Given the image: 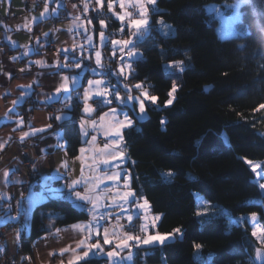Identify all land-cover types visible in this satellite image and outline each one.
Returning a JSON list of instances; mask_svg holds the SVG:
<instances>
[{
    "label": "trees",
    "instance_id": "trees-1",
    "mask_svg": "<svg viewBox=\"0 0 264 264\" xmlns=\"http://www.w3.org/2000/svg\"><path fill=\"white\" fill-rule=\"evenodd\" d=\"M222 3L157 0L160 11L152 21L162 16L175 33L165 36L153 23L151 33L136 45L143 55L132 63L134 76L122 80L143 83L158 97L155 106L147 102V116L135 117L134 128L125 131L128 154L136 162L129 165L132 187L161 215L159 232L180 228L183 233L162 247L139 250L137 264H261L255 259L261 245L250 223L233 221L229 227L227 217L212 215L221 209L231 217L257 212L264 221V192L245 160L261 162L264 170V108L259 107L264 105V17L242 6L243 34L221 38L220 22L205 6ZM106 21L116 27L111 16ZM172 60H183L185 71L167 67ZM173 82L175 99L165 107ZM79 112L74 100L73 119L54 125L63 129L70 156L82 145ZM169 170L174 175L165 179L162 173ZM198 195L212 203L210 216L196 215L204 210ZM65 206L71 203L49 198L34 209L30 233L21 238L22 253L31 252L33 241L49 230L48 212ZM197 243L200 250L194 248ZM88 264L104 263L92 258Z\"/></svg>",
    "mask_w": 264,
    "mask_h": 264
},
{
    "label": "snow or ice",
    "instance_id": "snow-or-ice-1",
    "mask_svg": "<svg viewBox=\"0 0 264 264\" xmlns=\"http://www.w3.org/2000/svg\"><path fill=\"white\" fill-rule=\"evenodd\" d=\"M227 3V0H225ZM83 12H89V5L92 0H82ZM55 4L51 10L49 5ZM119 5L121 11L116 10V5ZM247 6L245 12L254 11L258 16L264 17V0H233L231 4H227L228 8L235 10L234 19L237 22L242 20V16L245 13L241 12V7ZM76 8L77 5H73ZM105 7V0H94L93 11L97 14L98 24L100 26L99 46L94 43L93 34L86 35L85 42L83 44H77L75 40L69 48H63L64 61H56L57 73L59 75L60 83L55 88V92L52 94H45V103H54L61 101L64 104V110L58 109V114L54 117L59 122L69 121L73 118L68 114L73 111V92H76L75 99L83 102V113L86 114L89 119L85 120L81 118L79 121V131L83 137H89L90 132L96 133L91 135L90 140L85 142L89 147L79 148L81 156L77 157L82 161L81 175L78 179L71 180L70 183H66L64 186L71 189L73 206L82 214H88L90 219L87 222H78L73 224L71 227L73 230L83 234L77 243L76 247L72 248L68 246L60 250V255L65 252H71V258L67 261V264H88L90 259L105 257L109 264H126L131 262L134 264V256L138 255L139 249L142 246L150 247H162L168 241L175 239L177 236L183 238V233L180 228L173 229L171 233L161 234L158 231L152 234L150 232V226H155L160 216L150 217L147 214L143 216V223L139 229L134 222L133 212L135 216L139 218L142 213H147L151 205L146 197L138 196L135 189L132 188V174L127 170L120 167L122 163L127 160L126 155V141L124 133L126 130H131L135 126V121L132 120L128 112L124 111V108H129L133 114L137 115V118L143 120L147 115L146 102H150L153 106L156 105L158 97L150 95L147 87L143 83H137L135 85H129L121 81V77L126 81L129 76H134L135 70L132 67V63L142 57V53L137 49L136 44L143 42L153 28V23L157 25V30L163 35L168 36L174 34L175 29L172 25L167 24L163 17L155 22L152 21L151 16L160 11L157 7V0H107L108 13H111L121 24L119 29L120 33L124 32L127 27L129 36L128 38L122 39H110L105 35V29L108 27V23L105 19H100V16L107 15L103 11ZM206 8L211 7V11L217 15L220 14V10L214 6H205ZM129 8L132 10L130 11ZM58 9H64L67 11L66 6L61 3V0H44L43 11L40 12L39 16L32 17V21L37 23L49 16L56 17L59 15ZM71 15V14H70ZM95 27L91 17L85 18V22H81V16L77 15L73 17V27L69 28V32L76 31L79 34L82 29L85 33H89V27ZM22 27H28L31 30L30 25H23ZM261 31H264V23L260 25ZM239 34V33H237ZM48 33H44L46 38ZM36 44L39 47L29 49V51L39 52L40 37H36ZM15 43V42H13ZM111 45V55L115 57L119 52V68L117 70H110V64L104 62L105 57L100 50L103 47ZM26 49L27 45L24 46ZM127 50V52L125 51ZM29 51H25L24 55L27 56ZM125 55L128 57L125 60ZM15 60L17 57H12ZM69 60L71 62H69ZM94 60L95 67L91 66ZM88 61V64L84 62ZM38 64L41 67H51L44 60L30 61ZM167 67L178 69L179 72L185 71V62L183 60L169 61ZM73 69H80L75 75H61L63 70L72 71ZM21 72L27 71L26 68L20 69ZM85 72H90L93 76L99 77L97 79H88L86 81L87 87L84 89L82 96L78 92L79 87L82 85V80ZM7 76L11 77L12 73H6ZM115 77L118 83L123 84L127 95L122 96L119 88L111 83V78ZM33 83H39V81H33ZM24 89L22 94L17 100L12 102L13 108L9 109V113L16 115L15 108L19 106L27 96L32 95V85L21 86ZM177 84L173 82L171 90L169 91V99L165 101V107L172 105L175 97L174 93L177 91ZM133 88L139 90V95H132ZM91 101V103H89ZM113 101H116L122 107L116 108L111 107ZM108 107V111L103 112L98 119H92V114L97 112L98 109ZM138 107V111H137ZM260 108H264V105H260ZM5 119H10V116L6 114ZM74 122V121H73ZM165 123V121H161ZM17 127L24 125V119L22 116L16 120ZM52 128L51 124L45 125L40 128H33L29 126V131H24L20 137L19 142L23 143L29 137H35L38 134L43 139V134ZM97 134H102L105 138L103 147H94L97 143ZM56 144L49 145L48 147H54L56 149H63L67 146L68 141L65 140L63 129L60 132L53 133ZM11 141V137L8 138ZM8 141L0 142V149H3ZM225 143L230 146V141L225 138ZM42 152L46 153L47 149H41ZM85 153H91L87 159L91 160V164L84 163ZM43 159V157H41ZM246 160L251 166L252 171L256 177H264V170L257 171L261 167L260 164H253L252 161ZM37 162L33 163V169H36ZM132 163H136L132 161ZM101 165L104 166L105 170H101ZM65 169L64 173L60 175L67 179L68 172L70 171L67 162L63 163ZM93 174L86 176L85 168ZM108 169H111L109 172ZM9 171H4V176L7 178ZM121 175L125 177L121 182ZM165 179L171 178L174 174L171 170L162 173ZM105 181H111L112 185L109 187L105 184ZM7 182V181H6ZM103 185V187H101ZM260 189H264V183L259 184ZM49 191H56L48 189ZM23 193H21V196ZM107 201V202H106ZM201 205L211 206L210 201L201 200ZM31 206H29L30 210ZM103 209V210H102ZM56 215L55 213L50 214ZM196 215L202 217L210 216L207 208L203 211H197ZM212 215L225 216L229 220V227L232 226L233 220L230 213L221 209L219 213H212ZM258 213L252 212L249 214L250 223L252 224L251 235L256 238L257 242L261 247L255 248V259L260 260L261 264H264V226L261 225L258 219ZM115 217V223L109 224ZM127 223H121L122 219H125ZM8 219H15V217L9 216ZM244 217L240 218L242 221ZM240 221H236L237 223ZM107 225V226H106ZM127 229V230H125ZM57 233L60 231L56 230ZM136 232L142 233L135 234ZM19 233H17V239H19ZM95 238V242H92ZM101 240L103 243H101ZM105 246H112L109 250L105 249ZM194 248L200 250L201 244H194ZM133 249L137 251L134 252ZM127 250V255H122ZM55 254V253H53ZM26 259H30L26 258ZM60 264H64L61 260Z\"/></svg>",
    "mask_w": 264,
    "mask_h": 264
},
{
    "label": "crops",
    "instance_id": "crops-1",
    "mask_svg": "<svg viewBox=\"0 0 264 264\" xmlns=\"http://www.w3.org/2000/svg\"><path fill=\"white\" fill-rule=\"evenodd\" d=\"M33 1L34 0H0V15L16 16V18L9 23L0 19V142L8 141L5 147L0 149V227L8 226L10 229L6 237L5 246L0 247V264H5V260L9 255L21 252V238L30 233L34 209L49 198H63L68 200L71 206L60 207L48 212L49 216L52 213L56 214L49 217V230L33 241L31 244V252H21L22 256L19 259V264H60L61 260L64 261V264H67L72 253L65 252L63 255H60V250L68 246L75 248L76 243L83 238V234L73 230L71 226L78 222H87L90 216L88 214L85 216L82 215L73 206L71 189L64 186L66 183H70L71 180L80 177L82 161L77 159V157L81 156V153L78 152L77 155L70 156L66 147L63 149L48 147L49 145L56 144L53 133L60 132L61 129L56 128L54 125L55 123L61 122L55 120L54 117L62 113L57 110H52V103H45L44 101L46 100L45 94L50 95L54 93L55 88L61 82L59 75H56L58 71L56 61L59 60L63 62L65 57L62 51L59 50L63 48L71 49L74 40L77 44H83L88 34H93L94 43L99 46L98 33L100 31V26L98 23L96 25L94 22V20L97 19V14L92 10L94 0L90 3V10L87 13L83 12L82 0H61V3L66 6L67 11L58 9V16H49L37 23H34L31 18L39 16L40 12L43 11L44 0L40 9L35 8ZM29 2L33 4L31 7H28ZM74 4L77 5L76 8L72 7ZM55 6V4L49 5L50 10ZM104 9H106L108 13L107 0H105ZM116 10L121 11L118 4L116 5ZM129 10L131 11L132 9L129 8ZM77 15L81 16V22H85V18L91 17L95 27L92 28L85 24V26L90 29L89 33H85L82 29L79 34H77L75 30L69 32L68 29L73 27V17ZM108 15L116 21V27L114 29H116L117 32L113 33V28H109L108 26L105 29V35L110 39L128 38L129 32L124 29V32L120 33V22L112 16L111 13H108ZM99 18L104 19L101 17ZM25 24L30 25L31 30H29L28 27H22ZM44 33H48L46 38L44 37ZM36 37L41 38L40 45H42V47H40L39 52L29 51V49L39 47L36 44ZM25 45L28 46L27 49L24 47ZM100 50L104 54V57L105 53L112 58L119 57L120 55L119 52H117L115 57L111 55L112 49L110 44ZM9 51L13 53L12 56L8 54ZM25 51H29L27 56L24 55ZM125 51L127 52V50ZM12 57H17V59L13 60L11 59ZM127 59L128 57L125 55V60ZM36 60H44L48 65H51V67H41L35 63L29 64L30 61L34 62ZM105 61L106 60H104V62ZM69 62L71 61L69 60ZM84 63L88 64L89 62L85 61ZM114 64L119 68L120 63L116 65L114 62ZM91 66L95 67L94 60ZM22 68H26L27 71L21 72L20 69ZM79 71L81 70H63L60 74L75 75ZM8 72L12 73L11 77L6 75ZM97 78L99 77L93 76L90 72L84 73L82 85L78 89L81 96L84 89L87 87L86 81L88 79ZM114 79L116 78L114 77ZM123 79L124 78L121 77V81ZM33 81H39V83H33ZM111 83L119 88L122 96L127 95L125 89L123 86L119 85L120 83H118L117 80H111ZM25 85H32V95L27 96L26 99L15 108L16 115H13L9 113V109L13 108L12 102L24 94V89L21 86ZM72 95L74 97L72 101L74 105L76 92H73ZM132 95H139V91L133 90ZM56 102L60 104V110L67 111L64 109V104L61 101ZM79 103V121L81 118L85 120L89 119L82 111L84 106L83 102L79 101ZM89 103H91V101H89ZM25 104L27 105L25 106ZM111 107L120 108L122 106L119 105L118 102L113 101ZM106 111H108V107H104L93 113L91 118L98 119L99 116ZM124 111L128 112L132 120L135 121L137 115L133 114L127 107L124 108ZM6 114L10 116V119H5ZM68 114L72 116V112ZM20 116L24 119V125L17 127L16 120ZM48 124H51L52 128L43 134V139L38 134L35 137L27 138L23 143L19 142L20 135L24 131H29V126L40 128ZM93 134L96 133L90 132L87 138L83 137L81 134L82 145L80 148L89 147L85 141L90 140ZM9 137L12 138L11 141H9ZM105 142L103 135L97 134V143L94 147H103ZM23 149L28 152L33 163L38 161L35 170L40 174L39 185L31 183L27 179V169L23 164L21 156V150ZM41 149H47V152L44 153ZM125 151L127 160L122 163L120 167L127 169L132 174L129 167V165L132 164V159L128 154L127 148ZM84 155V163L91 164V160L87 159L91 153H85ZM41 157H43V159H41ZM64 162L68 163L70 169L67 179L60 175L65 172L63 167ZM5 170L9 171L7 178L4 176ZM101 170H105L103 165H101ZM108 171L110 172L111 169H108ZM91 174L93 173L86 167L85 175L88 176ZM124 179L125 177L121 175V182H123ZM105 184L111 187L112 182L105 181ZM101 187H103V185ZM48 189L56 191H49ZM21 193H23L22 196ZM29 206H31L30 210H28ZM144 214L150 217L159 215L155 214L151 208L147 213H142L139 218H137L133 212L134 222L138 227L144 222ZM9 216L15 217V219H8ZM159 216L161 217V215ZM57 220H60V223H57ZM159 221L160 219L156 221L155 226H150L149 230L152 234L158 231L157 225ZM125 222H127L126 218L121 220V223L125 224ZM114 223L115 217H113L109 224ZM57 229L60 230L58 233L56 231ZM17 233L20 234L19 239H17ZM92 242H95V238H93ZM101 243H103L102 240ZM111 247L112 246H105V249L109 250ZM148 247L150 246H142L139 250H144ZM133 251L136 252L137 250L133 249ZM122 255H127V250L122 253ZM29 257L30 259H26ZM98 258L103 260L104 264H109V261L105 257ZM126 264H131V262H126ZM134 264H137L136 255L134 256ZM163 264L165 263L163 262Z\"/></svg>",
    "mask_w": 264,
    "mask_h": 264
},
{
    "label": "built area",
    "instance_id": "built-area-1",
    "mask_svg": "<svg viewBox=\"0 0 264 264\" xmlns=\"http://www.w3.org/2000/svg\"><path fill=\"white\" fill-rule=\"evenodd\" d=\"M42 2H43V0H34L33 4L35 5L36 9H40L41 6H42ZM33 4H32V2H29L28 3V7H31ZM103 11L105 13H107L106 9H103ZM100 17L106 19L108 17V13H107V15L100 16ZM15 18H16V16H12V15H3V16L0 15V19L2 21L6 22V23L12 22ZM125 29L128 32L127 27H125ZM116 32H117V30L113 29V33H116ZM8 54L10 56L13 55V53L11 51H9ZM105 57H106L105 58V60H106L105 63L106 64H110V70H117L118 68H117V66H115L114 62L116 63V65L119 64L120 63L119 57L112 58V57L108 56V54H106V53H105ZM125 83L128 84V82H125ZM60 107L61 106H60V104L58 102H54V103L51 104V109L52 110H58ZM98 110H100V109H98ZM21 156H22L23 164H24V166L27 169V179H28V181L31 182V183H34L36 185H39V183H40V174H39V172L37 170L33 169V162L31 160L28 152L25 149L21 150ZM126 223L127 222H125V224ZM137 229H139L138 226H137ZM9 230L10 229H9L8 226H1L0 227V247H4L5 246L6 237H7L8 233H9ZM135 234L142 235V233H139V232H136ZM21 256H22L21 252H17L14 255H9L7 257V259L5 260V264H19V259L21 258Z\"/></svg>",
    "mask_w": 264,
    "mask_h": 264
},
{
    "label": "rangeland",
    "instance_id": "rangeland-1",
    "mask_svg": "<svg viewBox=\"0 0 264 264\" xmlns=\"http://www.w3.org/2000/svg\"><path fill=\"white\" fill-rule=\"evenodd\" d=\"M232 2L233 1L227 2V3L225 2V3H222V4H210L209 6H214L215 8L220 10V14L219 15L213 13L211 11V7L208 8L209 12L212 13L213 15H215V17L220 22L219 27H218V33H219V36L221 38L238 37L239 35L243 34V32H242V30H241V28L239 26V22H237L234 19V16L236 14L235 10L227 7V4H231ZM237 33H239V34H237ZM138 50L143 55V52L140 49H138ZM174 97H175V94H174ZM252 162H253V164H260L261 165V162H255V161H252ZM250 168H251V166H250ZM257 171H262V166L260 168H258ZM255 178L257 179L258 184L264 183V177L258 178L255 175ZM261 190H262V192H264V189H261ZM201 200L209 201L203 195H198V197H197L198 205L203 207L204 209L207 208L208 211L211 210L212 203H211V206H209V205H201L200 204ZM249 214L250 213L240 214L238 216H233L231 218L233 219V221L236 222V221H240L241 217H244V219L242 221H240V223H244L245 221H248L250 223ZM258 214H259L258 215V219H259L261 225L264 226V221L261 220V214L260 213H258ZM250 225H251V227H253L251 223H250Z\"/></svg>",
    "mask_w": 264,
    "mask_h": 264
},
{
    "label": "water",
    "instance_id": "water-1",
    "mask_svg": "<svg viewBox=\"0 0 264 264\" xmlns=\"http://www.w3.org/2000/svg\"><path fill=\"white\" fill-rule=\"evenodd\" d=\"M259 262H261L260 260H258Z\"/></svg>",
    "mask_w": 264,
    "mask_h": 264
}]
</instances>
